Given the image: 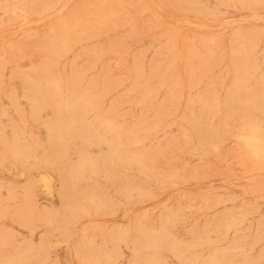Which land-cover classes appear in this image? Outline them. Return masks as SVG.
Returning a JSON list of instances; mask_svg holds the SVG:
<instances>
[{
    "label": "bare ground",
    "instance_id": "6f19581e",
    "mask_svg": "<svg viewBox=\"0 0 264 264\" xmlns=\"http://www.w3.org/2000/svg\"><path fill=\"white\" fill-rule=\"evenodd\" d=\"M62 248L264 264V0H0V264Z\"/></svg>",
    "mask_w": 264,
    "mask_h": 264
},
{
    "label": "rangeland",
    "instance_id": "374dc122",
    "mask_svg": "<svg viewBox=\"0 0 264 264\" xmlns=\"http://www.w3.org/2000/svg\"><path fill=\"white\" fill-rule=\"evenodd\" d=\"M73 2L75 3L76 0H73ZM161 14L162 17L165 20H171L173 18V13L171 12L170 9L168 8H164L161 10ZM225 156L223 157L221 162L218 161H214V163L220 168L221 165L224 166L227 170H231V172L235 175H243L244 173V169L243 167L239 164L238 161V156L237 153L234 151V149H236L234 143L232 141H229L226 143L225 145ZM199 162H194L193 161V165L198 164ZM228 172V171H227ZM185 186H183L182 188H184ZM192 188H184L183 192L186 193L187 195H189L192 192ZM170 195H174V193H171ZM37 199L41 202V203H50L47 201L46 197L43 196L40 192L37 193ZM168 202V198L166 197V195L164 194H160L157 197H155L154 199L148 201L145 204H142L136 208L133 209V211L135 213H142V212H155L157 213L159 206L163 203H167ZM117 222L121 221L120 217L116 218ZM111 225V223L107 222L106 226ZM17 233H19V235H17L20 239L26 238L27 234L24 233L21 230H18ZM64 250H66L65 248H62V251H60V257H59V263L60 264H67L68 260L65 258L64 256Z\"/></svg>",
    "mask_w": 264,
    "mask_h": 264
}]
</instances>
